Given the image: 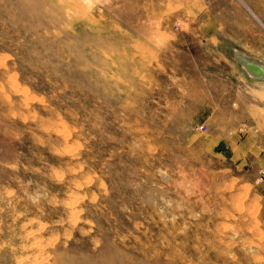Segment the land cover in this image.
<instances>
[{
    "label": "rangeland",
    "instance_id": "374dc122",
    "mask_svg": "<svg viewBox=\"0 0 264 264\" xmlns=\"http://www.w3.org/2000/svg\"><path fill=\"white\" fill-rule=\"evenodd\" d=\"M237 51L264 0H0V264H264V181L211 139L264 118Z\"/></svg>",
    "mask_w": 264,
    "mask_h": 264
},
{
    "label": "crops",
    "instance_id": "0c3cea01",
    "mask_svg": "<svg viewBox=\"0 0 264 264\" xmlns=\"http://www.w3.org/2000/svg\"><path fill=\"white\" fill-rule=\"evenodd\" d=\"M251 3L254 4V1ZM251 3H247L249 11L251 10L250 12L255 14L256 10L253 9L254 7ZM198 13L204 15L202 21L198 23L199 30L202 32L204 40L211 45L216 44V42L219 41L221 24L214 16L212 9L207 5L203 10H199ZM224 32L226 34V28L223 25L222 36H225V39L229 41L231 37H229L228 33L225 35ZM237 43L239 44L240 42ZM247 82L249 83L250 81ZM254 119L255 118H253L252 123H242L245 129L241 133L234 134L227 138L219 134L220 137L218 139L217 137H211V139L213 138V143L217 142L216 145L222 142L224 148L229 149L231 157H233L239 165L247 167V170H250L256 175L259 174L260 170L264 169V118ZM258 181H264V178Z\"/></svg>",
    "mask_w": 264,
    "mask_h": 264
},
{
    "label": "bare ground",
    "instance_id": "6f19581e",
    "mask_svg": "<svg viewBox=\"0 0 264 264\" xmlns=\"http://www.w3.org/2000/svg\"><path fill=\"white\" fill-rule=\"evenodd\" d=\"M236 56H239V57L242 56V57H245V59H249V60H251V61H254V62L258 63L259 66H261L262 69L264 70V64H263L262 62H259V61H256L255 59H251V58H249L244 52L237 51ZM236 56H235V59H236L240 64H243V66H244L243 68L245 69V71L248 72V75H249L251 78H255V79H264V72H263L262 77H257V76L251 71V69L248 68V67L245 65V63H244L243 61H240V60H239V57H236ZM256 70H257V69H256Z\"/></svg>",
    "mask_w": 264,
    "mask_h": 264
},
{
    "label": "water",
    "instance_id": "95a60500",
    "mask_svg": "<svg viewBox=\"0 0 264 264\" xmlns=\"http://www.w3.org/2000/svg\"><path fill=\"white\" fill-rule=\"evenodd\" d=\"M239 57V56H236ZM240 61H243L245 65L251 69V71L257 76V77H262L264 70L262 69L261 66H259L258 63L251 61L249 59H245V57H239ZM257 69V70H256Z\"/></svg>",
    "mask_w": 264,
    "mask_h": 264
},
{
    "label": "built area",
    "instance_id": "2783aa9c",
    "mask_svg": "<svg viewBox=\"0 0 264 264\" xmlns=\"http://www.w3.org/2000/svg\"><path fill=\"white\" fill-rule=\"evenodd\" d=\"M199 128L200 129H205V125H200ZM259 174H260V176H259L258 180H263V178H264V169L260 170Z\"/></svg>",
    "mask_w": 264,
    "mask_h": 264
}]
</instances>
